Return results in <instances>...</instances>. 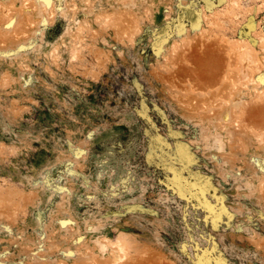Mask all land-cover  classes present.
Segmentation results:
<instances>
[{
	"label": "rangeland",
	"instance_id": "obj_1",
	"mask_svg": "<svg viewBox=\"0 0 264 264\" xmlns=\"http://www.w3.org/2000/svg\"><path fill=\"white\" fill-rule=\"evenodd\" d=\"M44 1L0 0V264H264V0Z\"/></svg>",
	"mask_w": 264,
	"mask_h": 264
},
{
	"label": "bare ground",
	"instance_id": "obj_2",
	"mask_svg": "<svg viewBox=\"0 0 264 264\" xmlns=\"http://www.w3.org/2000/svg\"><path fill=\"white\" fill-rule=\"evenodd\" d=\"M46 1V0H45ZM44 1V4L46 5V2ZM107 247V245H105V243L104 244H102L101 243V246H100V248H102V249H104L105 250V248Z\"/></svg>",
	"mask_w": 264,
	"mask_h": 264
}]
</instances>
